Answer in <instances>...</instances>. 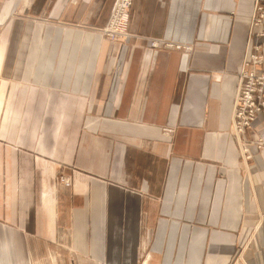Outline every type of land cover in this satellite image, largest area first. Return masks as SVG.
Here are the masks:
<instances>
[{
  "label": "crops",
  "instance_id": "obj_1",
  "mask_svg": "<svg viewBox=\"0 0 264 264\" xmlns=\"http://www.w3.org/2000/svg\"><path fill=\"white\" fill-rule=\"evenodd\" d=\"M114 2L0 0V264H264V151L231 131L254 1L131 0L110 45Z\"/></svg>",
  "mask_w": 264,
  "mask_h": 264
},
{
  "label": "built area",
  "instance_id": "obj_2",
  "mask_svg": "<svg viewBox=\"0 0 264 264\" xmlns=\"http://www.w3.org/2000/svg\"><path fill=\"white\" fill-rule=\"evenodd\" d=\"M130 5L131 0H115L105 26L98 31L108 44L126 42L129 39ZM253 38L260 39L259 43L262 45L255 44L252 47ZM163 44L168 45L156 40L149 41L152 49L163 47ZM170 49L178 52L182 48L173 45ZM183 51L187 53L190 49L184 47ZM258 114L264 116V0H255L253 4L245 53L237 73V88L231 115L232 138L245 166L253 158L251 148L257 153L264 151V138L253 127ZM249 132L254 134L252 139L247 137ZM164 133L169 138L174 135V130L165 129ZM56 182L65 190L71 187V178L62 173L57 174Z\"/></svg>",
  "mask_w": 264,
  "mask_h": 264
},
{
  "label": "rangeland",
  "instance_id": "obj_3",
  "mask_svg": "<svg viewBox=\"0 0 264 264\" xmlns=\"http://www.w3.org/2000/svg\"><path fill=\"white\" fill-rule=\"evenodd\" d=\"M253 1H255V0H253ZM25 2H27V0H20V3H21L22 5H24ZM114 3H115V2H114ZM253 3H254V2H253ZM39 19H40V18H39ZM36 21H37V20H36ZM38 21H39V20H38ZM38 21H37V22H38ZM255 42H257V43H255ZM259 42H261L260 39H258V38H253V39H252V47H254L255 44L262 45V44H260ZM57 174H58V173H57ZM57 174H56V177H57ZM56 177H55V180H56ZM146 257H147V253L143 255V259H142V261H141L139 264H149V263L145 262ZM35 264H87V263H78V262H74L72 259H70V258L67 257V256H61V255H59V256H54L53 254H49V257H46L45 259H44V257H43V260H40V261H38V262H35ZM235 264H238V263H235Z\"/></svg>",
  "mask_w": 264,
  "mask_h": 264
}]
</instances>
